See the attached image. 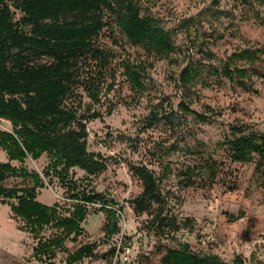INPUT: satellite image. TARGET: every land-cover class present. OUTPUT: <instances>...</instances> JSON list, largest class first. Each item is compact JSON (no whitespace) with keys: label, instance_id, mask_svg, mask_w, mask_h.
Returning <instances> with one entry per match:
<instances>
[{"label":"rangeland","instance_id":"rangeland-1","mask_svg":"<svg viewBox=\"0 0 264 264\" xmlns=\"http://www.w3.org/2000/svg\"><path fill=\"white\" fill-rule=\"evenodd\" d=\"M139 5L142 15L153 17L169 32L173 53L158 56L132 45L107 13L99 36V46L109 56L107 66L100 68L98 60L88 59L81 67L82 78L94 80L98 88L97 100L92 101L84 87L69 100L79 114H101L86 124L87 149L104 158L106 170L87 178L73 169L72 176L114 202L120 232L105 241V216L91 213L81 224L80 237L67 240L53 261L38 262L33 258L36 241L14 218L10 205L0 202V264H66V254L86 244L96 245L95 255L77 264H159L166 248L184 244L227 264H237L235 258L241 264L264 263V178L255 173V161L232 162L224 145L238 132L264 134V80L252 77L256 94L214 74L233 53L264 48V6L241 0H139ZM187 66L199 77L185 92L179 76ZM256 66L264 72V57ZM127 67L140 74L141 89L126 77ZM181 103L206 121L184 112ZM152 117L159 122L148 127ZM0 130L11 131V126L0 120ZM0 162H7L2 152ZM205 163L214 164L215 178L202 170ZM47 164L43 155L36 161L26 159L24 167L43 181L37 201L59 204L65 214L73 201L56 178L44 177ZM129 165L153 172L166 200L165 213L179 223L191 220L189 229L165 235L150 224L152 209L139 216L133 213L130 201L142 186L131 177ZM24 184L19 178L5 182L8 188ZM98 207L91 206V212ZM239 215L243 218L228 221ZM54 234L46 229L43 239Z\"/></svg>","mask_w":264,"mask_h":264},{"label":"trees","instance_id":"trees-1","mask_svg":"<svg viewBox=\"0 0 264 264\" xmlns=\"http://www.w3.org/2000/svg\"><path fill=\"white\" fill-rule=\"evenodd\" d=\"M241 1L248 6H264V0ZM107 13L132 45L158 56L173 53L171 35L156 19L141 14L139 0H0V120L11 126V131L0 130V152L7 158V162H0V202L10 205L14 218L23 223V230L36 241L33 258L38 262L53 261L65 249L67 240L80 237L81 224L91 213L104 214L105 241L120 232L117 212L111 208L114 202L105 194L84 187V179L72 176L73 169L81 170L87 178L106 170L104 158L87 149L86 124L99 119L101 114H79L69 100L81 87L92 101L97 100L98 88L94 80L82 78L81 67L88 59L98 60L100 68L107 66L109 56L99 46ZM263 57L262 47L240 50L229 56L214 74L243 91L257 94L252 77L264 80V72L256 66ZM124 71L134 88L141 89L140 74L130 67ZM197 77L195 69L185 67L179 76L181 88L187 92ZM180 107L201 121L207 119L183 103ZM157 122L159 119L152 117L148 127ZM224 143L232 162L255 161V173L264 178V134L238 132ZM43 155L48 160L44 177L56 178L66 197L73 201L65 214L59 204L45 206L37 201L43 181L24 167L26 159L36 161ZM202 167L209 177L215 178L214 164L205 163ZM128 169L142 186L141 193L130 201L135 215L152 209L150 224L165 235L190 228L191 220L179 223L165 213L166 200L151 170L135 165ZM185 175L191 181V171L187 170ZM11 178L21 179L25 186L6 187L5 182ZM12 201L16 203L11 204ZM94 205L99 207L91 212ZM242 218L239 215L228 221ZM46 229H53L56 234L43 239ZM95 250V244L83 245L67 253L65 262L77 264L94 257ZM114 252L113 249L110 254L113 256ZM239 259L234 262L241 264ZM159 264L227 263L215 254L193 252L189 244H184L166 248Z\"/></svg>","mask_w":264,"mask_h":264}]
</instances>
